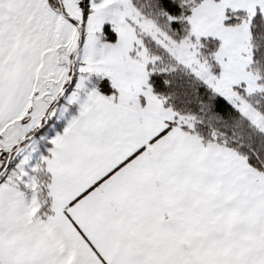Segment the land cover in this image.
Listing matches in <instances>:
<instances>
[{"label": "snow or ice", "instance_id": "snow-or-ice-1", "mask_svg": "<svg viewBox=\"0 0 264 264\" xmlns=\"http://www.w3.org/2000/svg\"><path fill=\"white\" fill-rule=\"evenodd\" d=\"M0 264H264V0H0Z\"/></svg>", "mask_w": 264, "mask_h": 264}]
</instances>
